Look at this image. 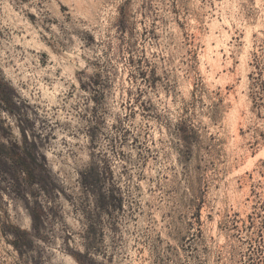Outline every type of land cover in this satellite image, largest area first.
<instances>
[{
  "label": "rangeland",
  "instance_id": "374dc122",
  "mask_svg": "<svg viewBox=\"0 0 264 264\" xmlns=\"http://www.w3.org/2000/svg\"><path fill=\"white\" fill-rule=\"evenodd\" d=\"M0 264H264V0H0Z\"/></svg>",
  "mask_w": 264,
  "mask_h": 264
}]
</instances>
